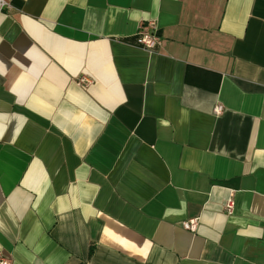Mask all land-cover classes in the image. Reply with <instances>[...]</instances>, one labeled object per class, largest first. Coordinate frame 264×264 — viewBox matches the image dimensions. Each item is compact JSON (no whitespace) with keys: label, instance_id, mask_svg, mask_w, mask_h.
Masks as SVG:
<instances>
[{"label":"crops","instance_id":"obj_1","mask_svg":"<svg viewBox=\"0 0 264 264\" xmlns=\"http://www.w3.org/2000/svg\"><path fill=\"white\" fill-rule=\"evenodd\" d=\"M0 255L264 264V0H11Z\"/></svg>","mask_w":264,"mask_h":264},{"label":"built area","instance_id":"obj_2","mask_svg":"<svg viewBox=\"0 0 264 264\" xmlns=\"http://www.w3.org/2000/svg\"><path fill=\"white\" fill-rule=\"evenodd\" d=\"M11 6V0H0V11L9 9ZM136 43L138 46L145 49H153L161 44V37L157 33V28L155 22L152 20L141 21L138 29L136 31ZM82 84H88L90 80L81 76L78 80ZM223 106L217 104L213 111L215 114H220L223 112ZM234 209V203L231 199H228L224 204V210L227 214H231ZM198 220L197 218H189L182 222L183 228L194 231L197 228ZM0 264H12L9 258L0 255Z\"/></svg>","mask_w":264,"mask_h":264}]
</instances>
